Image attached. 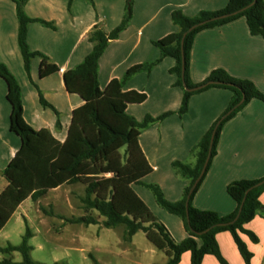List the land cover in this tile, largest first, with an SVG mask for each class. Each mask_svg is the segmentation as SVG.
I'll return each instance as SVG.
<instances>
[{"label": "trees", "instance_id": "16d2710c", "mask_svg": "<svg viewBox=\"0 0 264 264\" xmlns=\"http://www.w3.org/2000/svg\"><path fill=\"white\" fill-rule=\"evenodd\" d=\"M9 1L15 6L17 45L29 80L31 81V62L35 58L40 60L38 69L40 79L59 72L58 67L47 56L32 51L27 43L29 24L39 23L55 29L54 24L30 18L25 12L28 0ZM72 1L68 0V11ZM253 1L227 0L225 7L220 10H201L191 17L179 9L173 10L170 19L177 30L152 42L159 52L158 57L151 62L130 67L120 79H112L101 90L98 82L99 59L109 43L118 39L128 27L133 16L134 0H126L120 23L109 32L100 25H95L87 34L91 51L80 64L62 75L65 90L69 94L77 95L83 102L72 111L63 143L54 139L47 130L36 131L25 122L21 88L7 67L0 63V79L6 84V100L10 105L9 131L20 139L19 149L1 173L7 185L0 192V231L25 200L37 202L45 197L49 190L63 185H81L84 188V195L79 200L85 213L97 212L104 218L102 224L108 229L123 225L125 239L128 241L137 232H143L153 248L166 256L165 264H179L184 253L190 254V264H202L205 256L214 257L218 264H229L222 256L216 240V235L221 232L230 234L244 263L251 264L253 254L247 249L241 235L247 236L253 244L259 242L256 235L245 226L256 215L264 220V205L260 202L264 184L253 188L247 194L246 192L263 181L264 176L259 179L232 181L226 186V193L236 205L234 211L228 215L220 216L214 211L197 209L192 202L217 154V144L223 126L251 100L256 99L264 103V94L250 80L234 78L223 69L212 70L201 83L194 84L190 79V59L193 42L199 32L223 26L239 18L245 19L251 36H259L264 40V1L255 0L254 4L238 14L199 26L185 36L183 44L181 41L183 33L193 25L239 11ZM88 2L92 4V0ZM165 58L174 60V65L168 72L175 77L173 87L180 88L183 92L179 109L158 116L146 115L141 121H137L126 113V108L128 105L142 104L146 100V95L134 90L125 91L124 86L138 73L149 74ZM208 82L213 84L197 91L190 92L185 89H192ZM33 85L38 90L34 83ZM213 88L231 93L227 108L190 149V163L171 162L174 174L187 180L188 184L183 188L181 198L170 202L159 186L142 183V179L149 175L152 169L139 147L140 132L162 122L172 114L185 115L193 95ZM38 97L40 104L54 111L58 117L57 111L43 98L39 90ZM242 98L244 100L239 104ZM59 125L57 120L56 127ZM213 132L210 158L205 172L189 195L208 155ZM132 185L144 186L151 192L155 203L161 209L178 217L183 223L187 237L176 242L166 227L136 195ZM49 214L54 215L52 211ZM237 215V220L230 224ZM72 222L86 225L97 223L90 215ZM207 229L210 230L201 234ZM30 237L31 232L27 227L19 246L0 248V251L6 254L14 251L21 253L22 261L12 262L10 259H3L0 264H41L32 261L29 256L31 248L27 242ZM90 258L94 264H98L93 257Z\"/></svg>", "mask_w": 264, "mask_h": 264}, {"label": "crops", "instance_id": "0c3cea01", "mask_svg": "<svg viewBox=\"0 0 264 264\" xmlns=\"http://www.w3.org/2000/svg\"><path fill=\"white\" fill-rule=\"evenodd\" d=\"M125 1L92 0L89 4L86 0H73L68 11V0H28L26 14L30 18L51 22L55 27L50 29L39 23L29 24V48L47 56L59 69V72L40 79V60L35 58L31 62V82L24 71L17 45L15 6L9 0H0V63L17 80L21 88L23 118L34 130L45 129L59 143L64 142L72 111L83 102L65 90L62 75L80 64L91 51L87 34L95 25L109 32L120 23ZM226 3L227 0H134L131 22L118 39L109 43L99 59L100 89L103 90L112 79H120L130 67L158 57L159 52L152 42L177 30L170 19L173 10L179 9L191 17L201 10H220ZM173 65V59L165 58L149 74L138 73L127 82L125 91L134 90L146 95L142 104L127 106L129 116L141 121L146 115L158 116L179 109L183 92L173 87L175 77L168 72ZM215 69H223L234 78L250 80L264 94V40L250 35L244 18L203 30L195 36L190 59L192 83H201ZM33 83L57 111L58 117L54 111L40 104L38 90ZM230 97L227 90L209 89L190 98L185 115L172 114L162 122L141 130L139 147L152 169L142 183L155 184L168 201H178L188 181L176 176L170 164L173 161L191 162L190 149L225 111ZM9 115L6 84L0 79V177L20 147V139L9 131ZM263 176L264 103L254 99L223 126L217 154L193 198V206L214 211L220 216L228 215L236 205L226 193V186L232 181ZM6 185L1 183L0 192ZM75 186H60L49 190L46 196L62 188L70 189L65 192L74 195L71 189ZM132 189L176 242L187 237L182 221L159 209L144 186L132 185ZM65 192H62L61 199L71 208L70 198ZM260 202L264 205V193ZM49 205L55 207L54 197ZM245 228L259 240L253 244L247 236L241 235L253 254L251 264H264L263 218L256 215ZM216 240L229 264H245L228 232L217 234ZM179 264H190V254L184 253ZM202 264L218 263L214 257L205 256Z\"/></svg>", "mask_w": 264, "mask_h": 264}, {"label": "rangeland", "instance_id": "374dc122", "mask_svg": "<svg viewBox=\"0 0 264 264\" xmlns=\"http://www.w3.org/2000/svg\"><path fill=\"white\" fill-rule=\"evenodd\" d=\"M86 1L89 3L88 0ZM1 183H6L2 176L0 185ZM69 190L62 188L57 193L50 192L40 199V203L30 199L25 200L0 231V248L19 246L28 227L31 232L27 242L31 248L29 256L32 261L41 264H94L90 256L98 264H165L167 262L166 256L153 248L143 232H137L128 241L125 239L123 225L108 229L102 224L104 218L97 212L85 213L77 197L84 195V188L81 185L71 189L74 195L65 192ZM146 191L152 197L151 192L147 189ZM62 192L69 196L71 208L62 201ZM53 197L55 207L49 205ZM158 208L161 209L159 206ZM52 209L56 212L54 215L49 214ZM89 215L97 221L96 224L72 222ZM3 259L20 262L22 255L17 251L7 254L0 251V261Z\"/></svg>", "mask_w": 264, "mask_h": 264}, {"label": "water", "instance_id": "95a60500", "mask_svg": "<svg viewBox=\"0 0 264 264\" xmlns=\"http://www.w3.org/2000/svg\"><path fill=\"white\" fill-rule=\"evenodd\" d=\"M254 2H255V0L253 1V3H251V4L248 5L247 7L243 8V9H241V10H239V11H236V12H234V13H229V14H225V15L216 16V17H213V18L208 19V20H206V21H203V22H200V23H197V24L193 25V26L190 27L186 32L183 33L181 44H183V40H184L185 36H186L188 33L192 32L195 28H197V27H199V26H203L204 24H206V23H208V22L217 21V20H220V19H225V18H227V17H230V16H233V15H235V14H238V13L244 11L245 9H247L248 7H250L252 4H254ZM182 62H183V59H182ZM209 84H213V82H208L207 84L199 85V86L194 87V88H192V89H187V88H185V89H186L187 91L193 92V91L200 90V89L204 88L206 85H209ZM184 87H185V86H184ZM243 100H244V98L241 99V101L239 102V104H241V103L243 102ZM214 132H215V131H214ZM214 132H213L212 137H211V140H210L209 152H208V155H207L206 160H205V162H204L203 168H202V170H201V173H200L199 177L196 179V181L194 182L193 186L191 187V189H190V191H189V195L191 194V192L193 191V189L195 188V186H196L197 183L199 182L201 176H202L203 173L205 172V169H206L207 163H208L209 158H210V149H211V145H212V140H213ZM262 184H264V180L261 181V182H259V183H257V184H255L252 188H250V189L246 192V194H247L250 190H252L253 188H257V187L261 186ZM189 195H188V197H187V200H188V198H189ZM186 204H187V202H186ZM237 218H238V215H237V217H236V218H235L230 224H233V223L237 220ZM210 229H211V228H210ZM210 229H207V230L203 231L201 234L208 232Z\"/></svg>", "mask_w": 264, "mask_h": 264}]
</instances>
